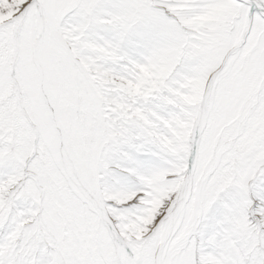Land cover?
<instances>
[{
	"label": "snow or ice",
	"instance_id": "obj_1",
	"mask_svg": "<svg viewBox=\"0 0 264 264\" xmlns=\"http://www.w3.org/2000/svg\"><path fill=\"white\" fill-rule=\"evenodd\" d=\"M0 264H264V0H0Z\"/></svg>",
	"mask_w": 264,
	"mask_h": 264
}]
</instances>
